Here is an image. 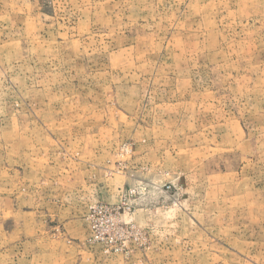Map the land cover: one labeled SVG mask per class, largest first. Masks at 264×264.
<instances>
[{"label":"rangeland","instance_id":"374dc122","mask_svg":"<svg viewBox=\"0 0 264 264\" xmlns=\"http://www.w3.org/2000/svg\"><path fill=\"white\" fill-rule=\"evenodd\" d=\"M0 264H264V0H0Z\"/></svg>","mask_w":264,"mask_h":264}]
</instances>
